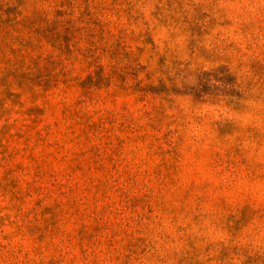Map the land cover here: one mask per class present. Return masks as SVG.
Here are the masks:
<instances>
[{
  "label": "rangeland",
  "instance_id": "374dc122",
  "mask_svg": "<svg viewBox=\"0 0 264 264\" xmlns=\"http://www.w3.org/2000/svg\"><path fill=\"white\" fill-rule=\"evenodd\" d=\"M0 264H264V0H0Z\"/></svg>",
  "mask_w": 264,
  "mask_h": 264
}]
</instances>
